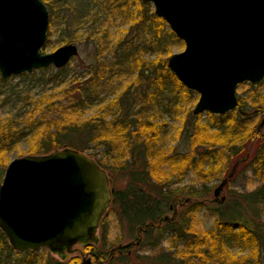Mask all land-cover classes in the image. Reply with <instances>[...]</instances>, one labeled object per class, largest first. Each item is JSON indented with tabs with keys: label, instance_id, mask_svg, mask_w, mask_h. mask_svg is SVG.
Listing matches in <instances>:
<instances>
[{
	"label": "trees",
	"instance_id": "16d2710c",
	"mask_svg": "<svg viewBox=\"0 0 264 264\" xmlns=\"http://www.w3.org/2000/svg\"><path fill=\"white\" fill-rule=\"evenodd\" d=\"M41 1L49 12L48 40L54 27L59 44L86 41L96 52L90 63L81 66L82 71L78 65H70L73 57L60 69L51 66L31 72L32 78L36 76L31 81L43 85L36 100L29 89L18 90L17 86H9L7 92H2L0 108L10 109L13 103L18 107L20 104L21 109L0 118V167L8 165V154L23 138H30L27 151L30 155L77 149L92 157L105 171L128 174V185L113 191L111 204L117 206L119 217L127 221L129 228H136L138 234L150 237L157 230L155 239H148V243L152 240L147 244L152 253L133 261L262 264L260 249L264 234L246 221L234 223L237 210L227 216L218 213L215 227L205 232L195 231L191 225L193 210L201 205L198 201L210 192L208 182L227 179L229 184L245 168L252 171L253 179L260 184L244 194L242 202H251L258 208L264 204V140L259 144L258 135L247 129L248 118H242L234 109L224 115L207 112L208 119L201 123V114L195 116L189 109L194 121L185 126L182 119L183 126L175 127L173 135L185 132L187 151L180 153L175 147H167L164 143L167 132L163 124L155 121V116L164 114L173 105L178 115L197 94L186 89L167 68L172 46L183 42L162 18L155 16L150 3ZM117 19L119 29L111 32L108 24ZM107 40V52L100 56ZM7 81L0 76L2 87ZM252 95L254 101L250 105L255 108L259 104L262 108L264 96ZM238 103L244 109L246 98L238 97ZM231 165H235V173L229 178ZM189 175L195 176L198 183L191 189L186 185L185 190L197 202L188 204L174 222L165 220L164 209L174 196L184 192L181 183ZM174 185L177 188L172 189ZM228 216H233L229 219L232 222L226 221ZM165 238L169 242L166 248L162 247ZM12 252L0 231V264H65L49 254L45 259L36 257L28 250L11 261ZM104 254L98 253L101 260Z\"/></svg>",
	"mask_w": 264,
	"mask_h": 264
},
{
	"label": "water",
	"instance_id": "95a60500",
	"mask_svg": "<svg viewBox=\"0 0 264 264\" xmlns=\"http://www.w3.org/2000/svg\"><path fill=\"white\" fill-rule=\"evenodd\" d=\"M141 1L153 5L155 16L183 42L184 50L168 57L167 68L198 94L195 115L234 110L237 85L264 79V0ZM49 22L41 0H0L1 78L60 69L78 55L75 44L42 52ZM226 182L213 191L215 198ZM111 195L106 171L77 149L14 158L0 167V231L16 252L44 247L56 253L70 242L91 240Z\"/></svg>",
	"mask_w": 264,
	"mask_h": 264
},
{
	"label": "rangeland",
	"instance_id": "374dc122",
	"mask_svg": "<svg viewBox=\"0 0 264 264\" xmlns=\"http://www.w3.org/2000/svg\"><path fill=\"white\" fill-rule=\"evenodd\" d=\"M151 8L152 10H154L153 5H151ZM119 24V19L113 20L112 22L110 21L108 26L109 28H111V32L119 29ZM51 30H53L54 33L50 37V40H48L47 37V43L42 49L43 53H51V51L55 50L58 47H61V44H59L60 42L57 41V39H59L57 31L54 27H51ZM107 43H109V40L106 41V45L101 51L100 56H104L107 52V50L105 49L106 46H108ZM76 45L79 53L71 61L70 65H78L81 68L83 64L90 63V58L93 59V55L96 51L94 46L91 43H87L86 41H82V44ZM172 47V54H177L178 52L184 50V45H173ZM152 57L153 56H151L150 58L152 59ZM80 70L82 71V68ZM54 71L55 70L53 69V72ZM22 74H24L25 77H20V75ZM22 74L18 76H11L9 77V79H6L8 81L4 84V87L0 85V88H2L0 90V98H3L4 94L2 92H7L9 86H17L18 90H20L21 88L29 89L30 93H32L35 97L34 100L39 98L40 89H42L43 85L41 83H36L37 81H31V79L36 78V76L32 78L31 72L30 74ZM49 86L51 85H47V88H49ZM254 86L255 87L252 88L248 85L247 82L237 85L236 96L242 97L243 99L246 98V103L244 109L238 106L239 103L237 105L239 109L237 107H235L234 109H237L236 111L239 112L242 118H248L250 124L247 129L251 133L255 132L253 133L254 135H258V141L260 144L264 140V125L261 124L264 120V106L261 108L258 104L255 108H253L250 103L254 101V96L252 94L256 93L258 94V96H264V79ZM197 98L198 94L195 95L191 105L188 104V106H186V109L182 108L181 111L178 112V115L176 114V109L173 105L172 108L168 109L166 112H164V114H157L158 117L155 116V121L159 124H163L164 131L167 132V136L164 140L166 146L171 148L175 147L174 149L180 153L186 152L188 147L187 143L183 141L185 132H182V134L179 135L177 133L175 137L173 136L175 127L181 128L183 126V123L181 122L182 119H184V121L186 122L184 123L185 126L191 124L194 121L193 118H191L192 113H189L188 110L193 109L196 102L198 101ZM9 107L11 108L9 109L7 106L0 108V118H4V116H6V114L10 112L16 113L19 110V107L21 109L20 104L18 107L13 103H10ZM90 113V110L86 112V114L88 115ZM207 119V112H202L201 123H203ZM29 140L30 138H23L17 145L12 148V151L7 156L9 163L14 158H21L25 155H30L27 152ZM137 168L135 170H137ZM106 174L109 180V188H111L112 191L121 190L122 188L127 186L130 181L128 174H118L115 172L111 173L110 171H106ZM253 177L254 176L252 171L246 170V168L240 173L237 172L234 180H232L231 183L224 185L222 191L216 198L213 194V191L221 184L220 182L223 179L221 181L220 179L209 181L208 183L210 192L206 195V197L202 198L201 201H198L201 204L200 207L193 210L191 220L193 229L198 232H205V230L207 231V229L215 227L214 221L218 218V213L224 212V214L227 216L228 213L232 214L230 213L232 212V210H237V213L235 212V214L236 216L238 214V216L235 217L236 221H234V223L239 224V222L246 221L248 224H251V226H253V229H258L260 234H264V204H261L260 208H258L257 205L251 202H242V196L244 194H248V192L254 190L260 184V182H255L256 179H253ZM197 183L198 179L195 176H186L181 183L183 187H180L182 188V190H184V192H181L179 195L174 196L172 202L167 204V208L164 209L165 211L163 217L167 216L169 218V221L174 222L178 218L177 216L187 209L188 204L197 202L196 198L188 195L189 190H185V187H187L186 185H188L191 189L193 187L195 188L197 186ZM174 188L177 187H175L174 185L172 189ZM222 197L224 198L223 202H215V199H218L219 201V199H221ZM169 207H172V209H169ZM108 209L109 210L102 217L99 227L91 236L90 241L85 242L80 239L74 242H70L67 247L62 248L59 252L56 253L51 252L50 250L48 251L44 247L31 252H34V255L36 257L43 256V259H45L46 255L49 254L51 258L59 262H64L65 264H72L73 260H75V264H81L85 260H89L91 264H140V262H135L133 260H137V258L145 256V254L149 256L152 253L150 246H147V244H150V241L152 240H149L148 243V239H155V237L157 236V230H155L154 234H152L150 237H148L147 235L145 236L143 234H138L136 228H129L127 221L119 217L120 214L117 206L111 204ZM174 212H176L175 215ZM232 217L233 216H228V218H226V221L232 222L231 220H229ZM160 225H162V223ZM125 244H129L127 246H130L129 251L127 252L124 250L122 253H118L117 248ZM168 245V238H165L162 247L166 248L168 247ZM100 252H105V258L102 260L98 256V253ZM14 253L18 255L15 256ZM22 253L23 252H16L13 249V252L10 255L11 261L16 260L17 257H21ZM260 256L262 258V264H264V244L261 246Z\"/></svg>",
	"mask_w": 264,
	"mask_h": 264
},
{
	"label": "flooded vegetation",
	"instance_id": "af4514ba",
	"mask_svg": "<svg viewBox=\"0 0 264 264\" xmlns=\"http://www.w3.org/2000/svg\"><path fill=\"white\" fill-rule=\"evenodd\" d=\"M112 193H113V191H112ZM111 198H112V195H111ZM112 201H113V198H112ZM112 201H111V202H112ZM110 205H111V204H110ZM169 209H172V207H169ZM175 214H176V212H174V215H175ZM125 245H126V244H125ZM128 245H129V244H128ZM120 247H122V248H120ZM120 247L117 248V249L120 250V251H122V252H123L124 250L128 252V251H129V248H130V246H129V247H127V246H120ZM122 252H120V253H122Z\"/></svg>",
	"mask_w": 264,
	"mask_h": 264
}]
</instances>
